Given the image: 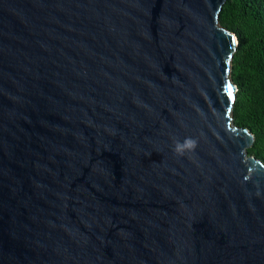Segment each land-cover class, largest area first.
Wrapping results in <instances>:
<instances>
[{
	"label": "water",
	"instance_id": "obj_1",
	"mask_svg": "<svg viewBox=\"0 0 264 264\" xmlns=\"http://www.w3.org/2000/svg\"><path fill=\"white\" fill-rule=\"evenodd\" d=\"M225 2L0 0V264H264Z\"/></svg>",
	"mask_w": 264,
	"mask_h": 264
},
{
	"label": "trees",
	"instance_id": "obj_2",
	"mask_svg": "<svg viewBox=\"0 0 264 264\" xmlns=\"http://www.w3.org/2000/svg\"><path fill=\"white\" fill-rule=\"evenodd\" d=\"M219 23L238 40L231 63L233 119L253 134L251 152L264 162V0H226Z\"/></svg>",
	"mask_w": 264,
	"mask_h": 264
},
{
	"label": "clouds",
	"instance_id": "obj_3",
	"mask_svg": "<svg viewBox=\"0 0 264 264\" xmlns=\"http://www.w3.org/2000/svg\"><path fill=\"white\" fill-rule=\"evenodd\" d=\"M198 146V140L193 137H186L183 141H176L173 152L178 157H183L187 152H194Z\"/></svg>",
	"mask_w": 264,
	"mask_h": 264
},
{
	"label": "snow or ice",
	"instance_id": "obj_4",
	"mask_svg": "<svg viewBox=\"0 0 264 264\" xmlns=\"http://www.w3.org/2000/svg\"><path fill=\"white\" fill-rule=\"evenodd\" d=\"M226 91L229 98H233L234 88L231 84L227 85Z\"/></svg>",
	"mask_w": 264,
	"mask_h": 264
},
{
	"label": "rangeland",
	"instance_id": "obj_5",
	"mask_svg": "<svg viewBox=\"0 0 264 264\" xmlns=\"http://www.w3.org/2000/svg\"><path fill=\"white\" fill-rule=\"evenodd\" d=\"M232 117H233V112H232ZM233 122H234V119H233ZM235 123V122H234ZM236 124V123H235ZM237 125V124H236ZM248 153L250 154V155H252V156H255V157H257L256 155H255V153L254 152H251V148L250 149H248ZM258 158V157H257ZM259 160H261L260 158H258Z\"/></svg>",
	"mask_w": 264,
	"mask_h": 264
}]
</instances>
